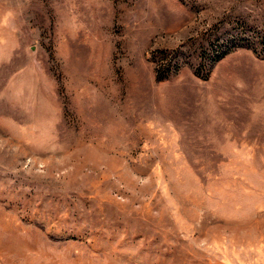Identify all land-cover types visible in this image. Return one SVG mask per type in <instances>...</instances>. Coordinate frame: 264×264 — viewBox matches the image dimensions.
Masks as SVG:
<instances>
[{"label": "rangeland", "instance_id": "rangeland-1", "mask_svg": "<svg viewBox=\"0 0 264 264\" xmlns=\"http://www.w3.org/2000/svg\"><path fill=\"white\" fill-rule=\"evenodd\" d=\"M0 264H264V0H0Z\"/></svg>", "mask_w": 264, "mask_h": 264}, {"label": "trees", "instance_id": "trees-1", "mask_svg": "<svg viewBox=\"0 0 264 264\" xmlns=\"http://www.w3.org/2000/svg\"><path fill=\"white\" fill-rule=\"evenodd\" d=\"M220 56H221V55L215 56V57L212 59V63L217 62V61L220 59Z\"/></svg>", "mask_w": 264, "mask_h": 264}]
</instances>
